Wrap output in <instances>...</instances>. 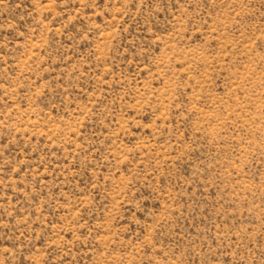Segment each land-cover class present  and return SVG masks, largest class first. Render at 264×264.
<instances>
[{
	"label": "rangeland",
	"instance_id": "1",
	"mask_svg": "<svg viewBox=\"0 0 264 264\" xmlns=\"http://www.w3.org/2000/svg\"><path fill=\"white\" fill-rule=\"evenodd\" d=\"M0 264H264V0H0Z\"/></svg>",
	"mask_w": 264,
	"mask_h": 264
}]
</instances>
